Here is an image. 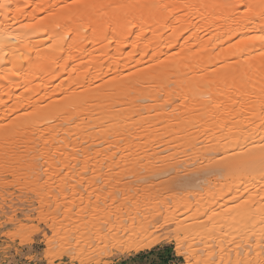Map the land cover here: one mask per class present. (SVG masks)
Here are the masks:
<instances>
[{
    "label": "bare ground",
    "instance_id": "1",
    "mask_svg": "<svg viewBox=\"0 0 264 264\" xmlns=\"http://www.w3.org/2000/svg\"><path fill=\"white\" fill-rule=\"evenodd\" d=\"M0 3L8 5L0 8L1 232L28 236L32 210L54 204L58 212L64 202L54 198L69 183L76 191V177L117 165L228 172L208 205L200 198L167 206L169 223L154 233L173 225L189 233L197 220L179 215L190 210L264 221V41L251 39L264 35V0ZM160 211L142 212L141 221L119 210L104 218L106 233L94 221L91 233L74 225V243L72 228L68 235L60 221L48 223L47 251L58 264L71 243L72 264L91 260L99 245L116 256L135 222L132 237L148 234ZM11 252L0 243V264H18ZM236 252L240 264H264Z\"/></svg>",
    "mask_w": 264,
    "mask_h": 264
},
{
    "label": "rangeland",
    "instance_id": "2",
    "mask_svg": "<svg viewBox=\"0 0 264 264\" xmlns=\"http://www.w3.org/2000/svg\"><path fill=\"white\" fill-rule=\"evenodd\" d=\"M186 172L180 164L175 167L149 170L141 168V165L132 167L117 165L110 170L109 174L103 172V175L97 177L86 173L83 178L76 177L72 182L77 186L76 191L69 186V183L68 187L64 188L66 191L63 190L62 195L54 198L56 200L60 198L57 203L60 200L61 204L64 202L61 205L63 207H60L61 210L54 211V204L50 209L45 206L42 209L32 210L28 215H31V218L27 217L33 223L31 226H34L29 235L23 232L26 236L21 238L22 233H20L19 236L15 234V238L11 239L1 232L0 228V243L5 242L11 245V254L14 255L18 264H58V258L56 259L47 251L49 234L52 233L48 229V223L52 225L60 221L62 224L59 226L68 234V229L72 227L76 229L79 225H85L84 227L89 228L85 230L91 233L90 230L93 231L91 226L97 222L102 224H100L101 227L104 226L102 230L106 233L109 230L107 223L103 221L106 216H113L115 212L122 210L125 216L128 212L137 213L140 220L144 221L142 212L154 210L159 206L161 211L156 216L150 215L148 234L137 233L135 237H132L135 229L138 230L141 225L140 221H137L134 224V231L130 229L124 234L118 255L112 256L109 250L105 251L98 244L100 248L92 254L91 260L83 264H240L237 259V250L240 255H244L246 250H249V254L253 257H264V238L257 241V236L261 235L264 229V221L233 222L229 215L224 212L213 213L212 209L199 214H195L194 210L180 214L179 219L186 217L189 223L197 220L196 228L187 234L179 235L171 231L176 230L179 225H173L169 232L162 235L154 233L157 228L167 226L169 223L165 211L167 206H173L177 201L196 202L200 198L199 204L205 201L207 203L205 205H208L212 198L211 194L221 185L220 183L230 181L228 172L220 167L206 170L199 175ZM74 191L76 195L78 194L76 198ZM37 205L40 204L37 202ZM67 207L69 212H64ZM17 214L16 216L22 215L19 211ZM91 221H94L93 225H90ZM128 223L129 220L126 221V224ZM88 224L91 228L87 226ZM73 228L70 230L71 234L69 233L72 235L69 237L70 242L77 240L78 233ZM93 235L92 240L95 245L99 241L103 243V240H94L97 235ZM130 237L132 238L129 239ZM237 243L243 244L247 249L245 250L240 244L235 246ZM255 244L257 245L254 246ZM70 245L71 248L67 247L69 253L68 250L63 251L65 258L61 259L64 261L62 264H72L70 263V257L73 255L71 252L75 255L76 250L72 243Z\"/></svg>",
    "mask_w": 264,
    "mask_h": 264
},
{
    "label": "snow or ice",
    "instance_id": "3",
    "mask_svg": "<svg viewBox=\"0 0 264 264\" xmlns=\"http://www.w3.org/2000/svg\"><path fill=\"white\" fill-rule=\"evenodd\" d=\"M7 3H0V8H7ZM251 39H259L261 41H264V35H260L258 37H251Z\"/></svg>",
    "mask_w": 264,
    "mask_h": 264
}]
</instances>
